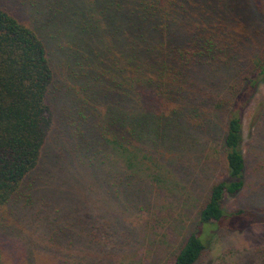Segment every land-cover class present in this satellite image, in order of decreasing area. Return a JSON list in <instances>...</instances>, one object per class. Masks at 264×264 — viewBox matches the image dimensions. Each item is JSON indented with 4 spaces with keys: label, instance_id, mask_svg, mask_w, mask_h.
I'll list each match as a JSON object with an SVG mask.
<instances>
[{
    "label": "trees",
    "instance_id": "16d2710c",
    "mask_svg": "<svg viewBox=\"0 0 264 264\" xmlns=\"http://www.w3.org/2000/svg\"><path fill=\"white\" fill-rule=\"evenodd\" d=\"M262 79L264 0H0V234L41 239L62 264H198L215 240L264 221V210L224 207L246 187L243 120ZM205 129L224 171L158 263L145 238L174 186L200 185L184 154ZM86 196L95 215L79 214ZM88 216L108 217L91 228L113 248L84 253ZM259 253L245 264H264Z\"/></svg>",
    "mask_w": 264,
    "mask_h": 264
},
{
    "label": "rangeland",
    "instance_id": "374dc122",
    "mask_svg": "<svg viewBox=\"0 0 264 264\" xmlns=\"http://www.w3.org/2000/svg\"><path fill=\"white\" fill-rule=\"evenodd\" d=\"M225 120L227 121L225 115L219 119V121ZM243 124V151L248 164L247 182L246 187L236 197L228 196L224 199V207L230 212L239 209H248L255 212L264 210V200L260 198V196L264 198V189L258 186L257 188L253 187L251 190L252 184L256 186L258 184L264 185V171H254L253 169L258 165L256 162L257 158L264 161V79L261 80L253 96H251V102L245 111ZM224 127L225 124L219 122L220 133ZM198 133L200 134V138L197 139L196 146L199 147V150H194L193 148L191 153L184 154V156H187L184 158L191 163L186 168L187 172L193 173L192 177H195V179L198 177L200 185H195L196 188H194L191 182L183 179L180 187L175 188L174 186V196H170L168 201L160 203L161 207H158L163 211L160 213L162 221L159 220V226L156 228L158 234H154L152 231L153 233L145 238L144 247L151 246L148 244L149 240L151 244L155 240V247L159 246V254L155 258V261L158 263L161 262V257L166 255L175 246L176 239L181 237L182 230L185 231L191 219L194 217L197 210L196 205L203 200L202 190L210 185L224 171V153L220 138L212 135L213 133H209L207 129L199 130ZM66 173L74 175L72 170H65L62 176ZM89 177L87 175L81 178L75 176L76 180L74 182L77 185L87 184ZM67 178H69L68 175L64 176V179ZM188 193L193 194V196L188 197ZM79 200L84 201L79 209L80 215L82 211H85L83 208L84 204L87 205L86 210L90 214L95 215L99 212L96 209H89V207L91 208V204H96V201L90 202L87 196L86 200L80 198ZM162 204L166 205V208ZM183 206H187L188 208L182 209ZM78 207H80L79 204ZM102 212L105 213V211ZM247 212L249 213V211ZM142 214V211H140V219H142ZM133 216L138 217L139 214H134ZM103 219H99V221L105 222L108 217L106 216ZM85 220L86 230L84 235L90 241L91 245L88 246L84 253L97 254L100 253L101 249L105 251L108 248H113L115 242L105 232V229H101L100 227L91 228L92 223H96L98 227L99 221L95 217L89 216L85 217ZM144 220L145 216L143 215ZM249 220V225L242 232H233L232 234L215 240L198 264H245L249 259H252L253 254L257 253L260 255L259 250L264 248V221L254 222L253 218ZM134 222L137 221L134 220ZM243 222V216H236L229 219L226 223L229 225H241ZM0 225L4 230H8L10 227V224L4 221H0ZM107 230L109 229L107 228ZM26 231L34 239H37L41 235V233H37L38 236L31 234L33 233L32 230ZM2 234H0V264H62L66 259V255L48 253V249L42 248L41 239L36 241L16 239L9 231H4ZM140 240L142 242V238ZM30 245L36 248L34 254L24 252L26 251L25 246L30 250ZM124 254V252H121L120 255L115 257V260L117 262H124Z\"/></svg>",
    "mask_w": 264,
    "mask_h": 264
}]
</instances>
